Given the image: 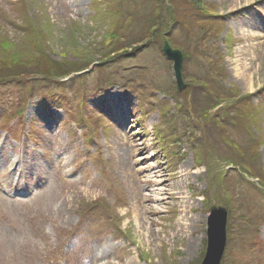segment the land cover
Instances as JSON below:
<instances>
[{
  "label": "rangeland",
  "instance_id": "rangeland-1",
  "mask_svg": "<svg viewBox=\"0 0 264 264\" xmlns=\"http://www.w3.org/2000/svg\"><path fill=\"white\" fill-rule=\"evenodd\" d=\"M143 1L0 0V74L23 76L0 82V114L36 140L0 125V264H201L212 211L228 217L220 264H264V0L197 8L218 22L202 23L224 72L209 91L178 7L180 92L163 42L126 37L145 27ZM38 74L53 82L27 87ZM122 159L151 183L132 187Z\"/></svg>",
  "mask_w": 264,
  "mask_h": 264
},
{
  "label": "trees",
  "instance_id": "trees-1",
  "mask_svg": "<svg viewBox=\"0 0 264 264\" xmlns=\"http://www.w3.org/2000/svg\"><path fill=\"white\" fill-rule=\"evenodd\" d=\"M114 1L118 4L119 2H122L123 0H114ZM178 1H184V2H182V4H180L179 6ZM135 2L136 0H133V4L136 6ZM202 3H203L202 0H144L143 3L139 4V8L143 5H146L148 6V8H150L149 13L148 14L144 13V15L142 16L143 23H144L143 25L145 27L140 32H138L137 30H134L126 37H133V40L131 41H136L137 43H143L148 40L161 41V39L165 40L167 39V37L169 41L171 42L169 33L174 28H176L177 25L180 24V20L179 19L176 20L175 14L177 15L176 12L182 11L185 8L186 12L190 14V22H189L190 26L187 28V31H189V34L191 35V42L194 45L193 52L195 55L199 57V59L204 61L205 63L204 65L206 66V70H204L203 80L205 82H203L204 83L203 88L206 91H209L210 89L213 88L212 82H214L215 80H217L218 83L221 84L224 78L223 76L224 72H223L222 66L220 65L222 59L220 58L219 60H216L215 56L211 55V52L209 51L210 48L207 47V42L208 40H210L208 39V37L217 36V33L216 31H212L213 29H210V30L206 29L203 25V24H206V25L218 24V22L215 19L214 20L210 19L209 21L205 20V16H204L205 14L201 13L200 10H197V8L200 7V5H203ZM130 4L131 6L133 5L132 3ZM178 7H179V10L177 11ZM138 10L140 11V9ZM125 12H126L125 14H127L128 19L134 23L135 18L138 16L137 12L136 11L132 12V10L131 12L125 10ZM208 33H210V36L208 35ZM207 35L208 37H206ZM175 47L182 49L179 46L178 47L175 46ZM17 75H18L17 72L11 73L10 75L0 74V82L6 81L9 79H10L9 81H12L14 79L16 80L17 78L23 79V76L17 77ZM7 77L9 79H7ZM47 77L44 79L29 80L26 83L25 81H22V82L25 83L27 87H29L30 85H34L37 87L41 84H45L49 82V79H47ZM219 89H222V87L220 86L216 90H219ZM225 91H226V96L228 95L229 92H231L227 89ZM219 94L222 96V93H219ZM222 98H225V97H222ZM235 103L233 105H241L242 101L238 100Z\"/></svg>",
  "mask_w": 264,
  "mask_h": 264
},
{
  "label": "water",
  "instance_id": "water-1",
  "mask_svg": "<svg viewBox=\"0 0 264 264\" xmlns=\"http://www.w3.org/2000/svg\"><path fill=\"white\" fill-rule=\"evenodd\" d=\"M163 53L165 57L173 60L174 74L178 88H180V66L183 57L180 51L172 50L167 43L163 45ZM207 229H208V244L206 248V255L202 264H219L221 254L225 245V223L226 217L222 214H211L208 216Z\"/></svg>",
  "mask_w": 264,
  "mask_h": 264
},
{
  "label": "bare ground",
  "instance_id": "bare-ground-1",
  "mask_svg": "<svg viewBox=\"0 0 264 264\" xmlns=\"http://www.w3.org/2000/svg\"><path fill=\"white\" fill-rule=\"evenodd\" d=\"M246 3H248V1H246ZM119 141V140H118ZM118 145H119V143H118ZM142 149V148H141ZM119 168H121V172L123 173V174H129L130 175V177H132L133 178V181H131L130 183H131V185H132V187H133V183H134V181H136V185H137V187H138V184H139V181H140V183H141V181H142V183L143 184H145L146 186L148 185V184H150L151 183V181L150 180H148V179H146V177H144L143 176V174L144 173H141V176H139L140 175V172H138V171H134V170H132V167H131V164H130V161H128V160H124V159H122L121 160V165H120V167ZM156 169H157V167H156ZM132 170V171H131ZM152 170V169H151ZM153 171V170H152ZM154 173H158L159 172V169L158 170H156V171H153ZM165 172V171H164ZM154 178H159L158 176H156V174H154V176H153ZM135 179V180H134ZM153 181H155V182H157V183H155V184H153V186H161V185H163V183L164 182H168L169 181V179H160V180H153ZM155 189H154V192H155V194L157 195L154 199L155 200H160L161 198H160V196H162V194L163 193H165V191H164V188L163 189H160V188H156V187H154ZM138 189V188H137ZM137 189H136V193H135V189L133 190V193L135 194V196H138V198L141 200V202H146V200L143 198V196H142V193H141V191H140V189H138V191H137ZM159 193H161V194H159ZM178 192L177 191H175L174 193H172V194H177ZM159 194V195H158ZM139 205H141V203L139 202ZM143 210H145V207H143Z\"/></svg>",
  "mask_w": 264,
  "mask_h": 264
}]
</instances>
